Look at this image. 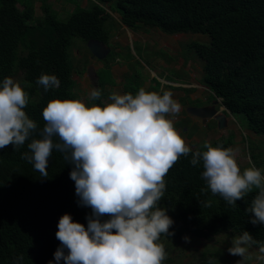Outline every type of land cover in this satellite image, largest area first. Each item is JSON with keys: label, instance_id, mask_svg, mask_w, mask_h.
Segmentation results:
<instances>
[{"label": "trees", "instance_id": "1", "mask_svg": "<svg viewBox=\"0 0 264 264\" xmlns=\"http://www.w3.org/2000/svg\"><path fill=\"white\" fill-rule=\"evenodd\" d=\"M22 1L0 0V81L23 73L30 96L25 111L38 124L32 138H40L42 112L50 101L79 99L70 52L73 38L86 43L97 39L110 46L106 23L112 15L106 7L117 12L128 27L142 24L169 35H207L208 43L191 44L203 60L202 83L212 98L221 97L233 115L246 116L249 129L264 136V0H95L90 7L77 6L66 20L59 18L47 0L42 1L41 16L35 15L32 1ZM41 74H55L59 88L46 92L36 83ZM127 92L131 91L125 86ZM232 138L221 136L211 145L228 148ZM30 142L31 138L19 150L11 145L0 150V264H55L54 253L61 246L56 238L60 218L67 213L87 226L92 214L90 207L79 204L70 178L73 165L53 151L48 177H41L22 158ZM202 147L192 148L204 151ZM191 158V154L182 156L165 177L161 206L178 222L170 229L175 233L170 238L185 232L209 238L227 231L239 235L248 231L264 243V225L250 223L251 214L245 211L259 190L233 207L207 190L202 161L193 166ZM261 162L264 165V158ZM209 200L211 206H205Z\"/></svg>", "mask_w": 264, "mask_h": 264}, {"label": "clouds", "instance_id": "2", "mask_svg": "<svg viewBox=\"0 0 264 264\" xmlns=\"http://www.w3.org/2000/svg\"><path fill=\"white\" fill-rule=\"evenodd\" d=\"M36 83L46 92L60 86L55 74H41ZM101 94L93 89L87 104L82 98L50 101L42 112L40 138H32L38 124L25 111L29 93L12 77L0 81V150L9 145L19 150L31 138L22 158L45 178L53 151L63 154L73 165L70 178L79 204L92 209L87 226L67 213L60 218L55 264H162L168 254L161 236L175 235L170 231L174 220L161 206L165 177L189 154L193 166L202 161L207 190L233 207L258 189L245 211L251 214L250 223L264 225V169L252 165L241 171L231 147L206 142V150L193 151L174 127L181 105L171 91L141 87L135 94L112 93L108 103H91ZM253 245L264 254V243L243 231L227 251L242 258L237 264H246ZM257 259L264 260V255Z\"/></svg>", "mask_w": 264, "mask_h": 264}, {"label": "rangeland", "instance_id": "3", "mask_svg": "<svg viewBox=\"0 0 264 264\" xmlns=\"http://www.w3.org/2000/svg\"><path fill=\"white\" fill-rule=\"evenodd\" d=\"M92 1H90L89 7ZM49 2L55 1L49 0ZM82 4L85 5L86 0H82ZM40 6L36 7V16L42 15ZM53 6L57 10L60 9L57 2L53 3ZM107 8L112 15V18L109 19L111 23L109 21L106 23L110 30L111 40L110 51L103 59L94 57L88 48V43L82 38L74 37L72 40L70 52L72 63L74 62L73 78L76 81L74 90L79 99L82 98L86 104L89 103L88 96L93 89L101 90L100 101L103 103L109 102L108 98L112 93L124 94L125 86L133 94L138 92L141 87L146 91H157L159 90L157 83H161L160 77L167 75L171 82H174L171 79L182 77L188 81L187 84H191L190 86L185 85L186 87L181 90L178 88L180 86L174 85L176 88H171L173 94H181L186 89H190L188 93L200 95V99L193 101L187 98L191 105L201 106L213 100L209 88L201 81L203 60L191 45L195 41L208 43L207 35L190 32L169 35L153 27V31L165 39L158 41L152 33L153 37L146 42L142 39H135L133 35L139 27L124 25L120 15L109 7ZM69 13L61 12L59 18L66 20ZM151 28L144 25L142 30L149 31ZM140 31L141 29L138 30L139 36L141 35ZM124 40H127L128 43L125 44ZM98 61H102L104 66L96 70V65H99ZM95 73L101 79L100 85ZM12 78L25 87V82L22 81V72H17ZM91 103L97 104V101ZM217 108L223 110L224 105L220 103ZM227 111L223 110L228 119L227 126L223 129L218 128V121L214 119L203 121L201 118L189 114L187 109L180 110L179 116H175L174 127L180 131L186 143L194 148L203 146L206 142L212 144L221 136L231 135L233 138L230 147L237 152L241 171L252 165L264 169L261 162V159L264 158V136L257 135L249 129L246 116L228 114ZM173 220L174 225H178L177 220L174 218ZM238 235L233 231L213 235L209 238L190 232H185L177 238L162 235L161 242L165 245L168 254L165 262L170 261V264H209L211 260L213 264H237V261L242 258L229 254L227 249L231 246L232 239ZM185 237L189 238L188 242L185 241ZM250 253L252 258L246 264H264V260L257 259L258 256L264 255L259 252V248L253 246Z\"/></svg>", "mask_w": 264, "mask_h": 264}, {"label": "crops", "instance_id": "4", "mask_svg": "<svg viewBox=\"0 0 264 264\" xmlns=\"http://www.w3.org/2000/svg\"><path fill=\"white\" fill-rule=\"evenodd\" d=\"M27 2H29V1H31V0H26ZM25 0L24 1H22V2H26ZM42 1L43 0H32V2H33V4H34V8H35V15H36V7L38 6V5H41L42 4ZM48 1V3L52 6V8L55 10V11H57V13L59 14V15H61L60 13L61 12H67V13H69V12H71V11H73L77 6H82V7H88L89 5H90V1L91 0H86V4L85 5H83L82 4V0H53V1H55V2H57L58 3V5L60 6V9L59 10H57V9H55L54 8V6H53V3H55V2H49V0H47ZM93 1H95V0H93ZM92 1V2H93ZM18 5V7L20 8L21 6L24 8V6H23V4L22 3H18L17 4ZM41 7V6H40ZM23 8H20V9H23ZM144 25H138L137 27H139V29L138 30H140L141 29V35L139 36L138 35V30L136 31V32H134V37H135V39L137 38V39H142L143 41H146V42H148L149 41V38H152L153 37V34L156 36V38L158 39V41H163L165 38H162V36L159 34V33H156L155 31H153V27L151 28V29H149V31H143L142 30V27H143ZM157 29V28H156ZM159 30V29H158ZM146 32H149L150 34H147ZM162 32V31H161ZM153 33V34H152ZM156 33V34H155ZM130 35V34H129ZM135 35H138L137 37L135 36ZM134 37H131L132 39L134 38ZM124 43L125 44H127L128 43V41L127 40H124ZM161 45V44H160ZM99 62V61H98ZM102 61L101 62H99V65H96V70H99L100 68H102L103 66H104V63H102ZM93 64V63H92ZM89 68V70H90V67H88ZM95 75L97 76V73H95ZM98 77V76H97ZM163 78V79H162ZM98 79H99V77H98ZM160 80H161V83L160 84H158L157 83V85H159V90H157L158 92L161 90V89H163V90H167V91H171L172 93H173V91L171 90V88H176V86H180V87H178L180 90L181 89H183V87H186L185 85H188V86H190L191 84H187L188 83V81L187 80H185V78H182V77H177V78H174V79H171V80H174V82H171V81H169L170 79H168L167 78V75H164V76H161L160 77ZM176 81H178V82H176ZM99 85H100V83H99ZM174 85H176V86H174ZM172 86V87H171ZM210 90V89H209ZM190 91V89H186L183 93H181V94H179V93H174L173 94V98L174 99H176L179 103H180V105H181V110L182 109H187L189 106H191V104L189 103V101L187 100V98L188 99H190V100H196V99H200V95L199 94H196V93H188ZM211 92V91H210ZM211 94H212V92H211ZM180 98V99H179ZM178 116H179V114H178Z\"/></svg>", "mask_w": 264, "mask_h": 264}, {"label": "water", "instance_id": "5", "mask_svg": "<svg viewBox=\"0 0 264 264\" xmlns=\"http://www.w3.org/2000/svg\"><path fill=\"white\" fill-rule=\"evenodd\" d=\"M106 4L107 2H104L103 5L105 6ZM88 48L92 55L100 60L103 59L110 51V48L107 44H104L97 39H90L88 41ZM220 103H223L222 98L216 97L211 105H191L187 108V111L189 114L203 119V121H206L209 118H214L216 121H218L219 129H223L227 126V117L226 113H222L221 109L216 107V105ZM225 109H227L226 106ZM228 112L230 111L228 110Z\"/></svg>", "mask_w": 264, "mask_h": 264}, {"label": "flooded vegetation", "instance_id": "6", "mask_svg": "<svg viewBox=\"0 0 264 264\" xmlns=\"http://www.w3.org/2000/svg\"><path fill=\"white\" fill-rule=\"evenodd\" d=\"M213 101H214V98H213V100H211L210 102H208L207 104H204V105H211L212 103H213ZM218 105H216V107H217ZM210 119H212V118H210ZM209 119V120H210ZM203 120V119H202Z\"/></svg>", "mask_w": 264, "mask_h": 264}, {"label": "bare ground", "instance_id": "7", "mask_svg": "<svg viewBox=\"0 0 264 264\" xmlns=\"http://www.w3.org/2000/svg\"><path fill=\"white\" fill-rule=\"evenodd\" d=\"M223 110H226V109H225V107H224V109H223ZM223 110H222V111H223Z\"/></svg>", "mask_w": 264, "mask_h": 264}]
</instances>
